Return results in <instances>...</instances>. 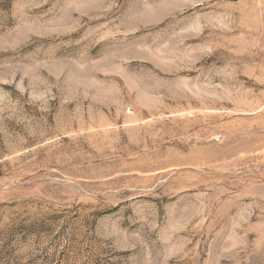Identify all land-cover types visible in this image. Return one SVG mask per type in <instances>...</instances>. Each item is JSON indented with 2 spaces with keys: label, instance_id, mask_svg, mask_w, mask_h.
Here are the masks:
<instances>
[{
  "label": "rangeland",
  "instance_id": "374dc122",
  "mask_svg": "<svg viewBox=\"0 0 264 264\" xmlns=\"http://www.w3.org/2000/svg\"><path fill=\"white\" fill-rule=\"evenodd\" d=\"M0 264H264V0H0Z\"/></svg>",
  "mask_w": 264,
  "mask_h": 264
}]
</instances>
